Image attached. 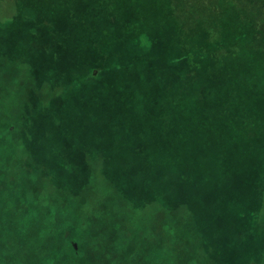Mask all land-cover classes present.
Listing matches in <instances>:
<instances>
[{"label": "rangeland", "instance_id": "374dc122", "mask_svg": "<svg viewBox=\"0 0 264 264\" xmlns=\"http://www.w3.org/2000/svg\"><path fill=\"white\" fill-rule=\"evenodd\" d=\"M260 24L264 0H0V264H264V85L215 99L253 107L218 146L185 130L203 54L249 58Z\"/></svg>", "mask_w": 264, "mask_h": 264}, {"label": "trees", "instance_id": "16d2710c", "mask_svg": "<svg viewBox=\"0 0 264 264\" xmlns=\"http://www.w3.org/2000/svg\"><path fill=\"white\" fill-rule=\"evenodd\" d=\"M212 16L213 21L211 20L210 23L216 26L215 13L211 15V17ZM218 23H220L219 18ZM260 25L262 28L264 24ZM223 39L224 38L219 41L218 48L222 47V45L226 46L225 40ZM253 40L254 42L252 45L257 48V51L253 52V50L250 49L249 52L251 53V56L249 58L238 57L235 60V64L233 65L231 62L229 63L227 59L222 60L219 64L217 58L214 61L212 57L203 54L204 66L198 69V76L203 82V89L199 92V97L203 101L210 102V104L200 105L198 107V111L195 110L197 112L198 118L200 119L197 125L188 124L185 127V130L190 131L196 137V139L200 140L201 147L209 146L213 148L212 146H218V144L222 142L220 131H223L227 134L236 133L237 127H239L242 122H245L247 120V113L253 112V107H249L242 110L232 108L230 109L228 107H224L223 105L217 107V101H215V99L226 97V100L230 101L231 97L232 100H234L235 96L241 97L242 92L239 91V87L242 85H248V87L250 88L251 96L253 98H257H252L253 100H259L258 98L261 97V94L258 89L260 90V87L264 85V58H261V55H259V53L264 54V31H261V29H259L256 37ZM235 44H237V46L239 45V47L242 46V42L240 41H236L234 39L233 43L232 41H230V46L232 45L234 47ZM245 46L247 48V45ZM203 51L204 53H206L207 49H203ZM254 56H256V59H254ZM184 60H192L194 68L192 73V80L194 81L195 67L196 65L199 66L198 62L194 57L183 56L180 60H177L180 62H177L175 65H181ZM211 65H216L218 69H223L220 71L218 76L211 77L210 75H208L207 70L211 69ZM227 67L231 68L233 71H235V73L232 74ZM216 85L224 86L225 90H222L220 93H217L215 91ZM236 91L240 93V95H234L237 94L234 93ZM196 96L197 95L195 92H188L185 95L187 99H193ZM184 101L188 102L187 100ZM139 103L143 104L142 101ZM190 108L191 107L187 106L186 110L188 111ZM238 112H240V116L235 117V114ZM222 117L227 118V122L221 126L218 121L219 118ZM219 125L221 126L220 128ZM228 129H230V132H228Z\"/></svg>", "mask_w": 264, "mask_h": 264}]
</instances>
